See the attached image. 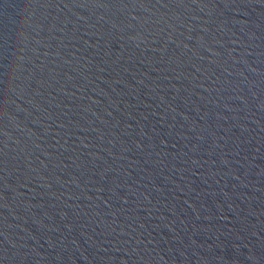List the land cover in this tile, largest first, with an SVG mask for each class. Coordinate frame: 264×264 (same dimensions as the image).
I'll return each mask as SVG.
<instances>
[{
    "label": "water",
    "instance_id": "95a60500",
    "mask_svg": "<svg viewBox=\"0 0 264 264\" xmlns=\"http://www.w3.org/2000/svg\"><path fill=\"white\" fill-rule=\"evenodd\" d=\"M0 264H264V0H0Z\"/></svg>",
    "mask_w": 264,
    "mask_h": 264
}]
</instances>
